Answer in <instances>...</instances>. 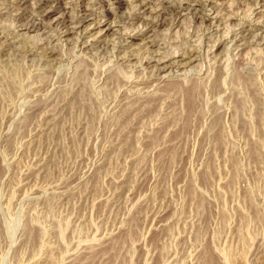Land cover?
<instances>
[{
  "label": "rangeland",
  "instance_id": "obj_1",
  "mask_svg": "<svg viewBox=\"0 0 264 264\" xmlns=\"http://www.w3.org/2000/svg\"><path fill=\"white\" fill-rule=\"evenodd\" d=\"M21 2L0 0V264H264V0Z\"/></svg>",
  "mask_w": 264,
  "mask_h": 264
},
{
  "label": "bare ground",
  "instance_id": "obj_2",
  "mask_svg": "<svg viewBox=\"0 0 264 264\" xmlns=\"http://www.w3.org/2000/svg\"><path fill=\"white\" fill-rule=\"evenodd\" d=\"M24 0H20V2ZM44 0H36V2L41 5L43 3ZM85 1V0H82ZM22 3V2H21ZM86 11V10H85ZM170 11V10H169ZM85 15V14H83ZM125 18V17H124ZM122 19V18H121ZM127 19V18H126ZM125 19V20H126ZM143 18L140 16H137V20L140 21ZM74 20V19H73ZM71 18H68L67 15L65 17H61L57 22L58 24H60L61 26H63V28H65L67 31L70 30L71 26H76L78 22H74ZM136 20V19H135ZM126 22V21H125ZM124 23V22H123ZM57 24V23H56ZM77 27V26H76ZM76 29V28H75ZM66 33V32H65ZM127 40V39H126ZM151 41V40H150ZM151 45V44H150ZM174 65V64H173ZM171 66V64H170ZM172 67V66H171ZM164 68H168V65H164ZM170 68V67H169ZM195 84V83H194ZM195 86V85H194ZM191 87V86H190ZM197 87V86H196ZM194 89V88H192ZM189 90V89H188ZM183 97L185 98L187 105L189 107V109L191 110L194 106V100L192 98V94L190 93V91L186 94L185 92H183ZM203 259H204V263L205 264H216V261L213 257V254L211 253V251L206 250V252L203 255Z\"/></svg>",
  "mask_w": 264,
  "mask_h": 264
}]
</instances>
